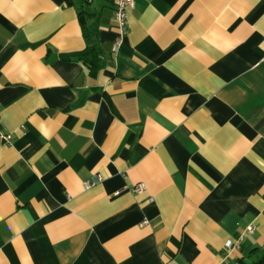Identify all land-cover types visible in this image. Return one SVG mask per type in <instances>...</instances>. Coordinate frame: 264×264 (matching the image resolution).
I'll return each mask as SVG.
<instances>
[{
	"label": "crops",
	"instance_id": "1",
	"mask_svg": "<svg viewBox=\"0 0 264 264\" xmlns=\"http://www.w3.org/2000/svg\"><path fill=\"white\" fill-rule=\"evenodd\" d=\"M134 1L0 0V264H260L264 0Z\"/></svg>",
	"mask_w": 264,
	"mask_h": 264
},
{
	"label": "built area",
	"instance_id": "2",
	"mask_svg": "<svg viewBox=\"0 0 264 264\" xmlns=\"http://www.w3.org/2000/svg\"><path fill=\"white\" fill-rule=\"evenodd\" d=\"M92 2L93 0H87ZM134 0H114L115 5V21L118 25V37L115 40L112 52L114 55H117L121 46L123 45L125 38L128 33V12L134 7ZM2 138L6 142H10L12 137L10 135H2ZM85 188H90L92 186L91 182H86L84 184ZM144 189V185H140L135 188V192H141ZM148 222L145 221L143 225H147ZM253 229H250L252 231ZM240 245L239 243L228 242L225 244V255L224 259L228 260L235 256V254L239 251Z\"/></svg>",
	"mask_w": 264,
	"mask_h": 264
},
{
	"label": "trees",
	"instance_id": "3",
	"mask_svg": "<svg viewBox=\"0 0 264 264\" xmlns=\"http://www.w3.org/2000/svg\"><path fill=\"white\" fill-rule=\"evenodd\" d=\"M88 2L89 1H87V3ZM81 17H83V14H81ZM83 30H84V36L87 40L88 47L81 55V59L93 71L100 69L103 66V64L100 58L101 54L99 48L97 47V32H98L97 27H95V25L86 26L83 24ZM263 263H264V254L260 260V264Z\"/></svg>",
	"mask_w": 264,
	"mask_h": 264
}]
</instances>
